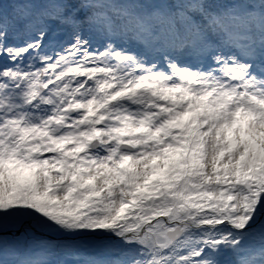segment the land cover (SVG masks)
<instances>
[{"label":"rangeland","instance_id":"obj_1","mask_svg":"<svg viewBox=\"0 0 264 264\" xmlns=\"http://www.w3.org/2000/svg\"><path fill=\"white\" fill-rule=\"evenodd\" d=\"M60 1L64 5L41 0L42 6L37 7L29 0L19 13L5 10L0 3V49L4 30L9 29L13 39L10 59L0 71V203L7 206L0 212V264L1 255L19 244H24L21 253L27 255L16 264H30L31 256L37 257L32 264H100L101 254L111 249H115L109 252L111 264H142L139 241L144 239L141 244L148 247L145 239L153 233L157 241L151 240V249L144 253L145 264H173L172 255L160 257L168 247L174 253L181 249L189 262L199 256L204 264H225L214 254L220 248L218 241L236 264H264V114L255 107L241 112L227 107L225 89L206 99L214 90L202 89L203 84L193 86L195 76L166 84L159 72L156 82L150 79L152 73L143 71L125 88V95H132L137 105H125L108 115L118 92L103 94L111 80V60L145 45L153 21L155 30L170 28L173 16H184L182 9L192 0H168L167 8L163 0ZM201 1L208 4L213 18L251 8L249 0ZM5 2L10 3L8 8L15 6V0ZM233 2L240 4L232 8ZM75 5L88 16L87 26L81 29L87 34L79 41L84 47L78 52L74 47L71 58L62 61V54L52 63L57 68L55 86L40 96L46 65H38L36 58L47 56L48 51L38 49L51 41L50 19L59 21L63 17L59 10ZM105 8L116 12L111 26L101 13ZM220 29L242 32L239 20L224 19ZM118 32L133 37L109 56L107 45ZM22 53H29L28 57L21 58ZM83 71L90 82L82 90L71 76ZM45 98L52 99L53 106L39 112ZM105 115L109 121L103 128L92 125ZM94 139L100 142L97 149L91 147ZM133 142L139 143L138 150L129 148ZM200 171L206 175L192 176L191 189L173 187L180 177L185 181ZM159 178H166L165 184ZM205 179L211 187L205 189L206 196L212 194L216 202L203 203V215L221 220L204 224L207 231L200 225L192 230L188 222L193 207L203 202ZM37 195L49 196V202L44 204ZM21 197L27 210L19 214L11 202L16 204ZM76 205L80 218L75 215ZM181 225L184 233L177 240L166 235L167 229ZM33 226L71 232L76 241L57 244L34 234ZM121 233H127L128 239ZM110 236L116 240H107ZM130 243L138 251L136 256L122 252L125 247L129 250ZM252 243L255 252H247Z\"/></svg>","mask_w":264,"mask_h":264},{"label":"bare ground","instance_id":"obj_2","mask_svg":"<svg viewBox=\"0 0 264 264\" xmlns=\"http://www.w3.org/2000/svg\"><path fill=\"white\" fill-rule=\"evenodd\" d=\"M209 11L207 10L206 12H205V14H207ZM255 13V10L252 8V9H250V15H252V14H254ZM234 34H238L237 33V31H235L234 32ZM239 36V35H238ZM258 36V35H257ZM233 45V44H232ZM235 45V44H234ZM130 63H132V62H130ZM137 65V64H136ZM136 65H133V67L134 66H136ZM228 67H231L230 65H228ZM189 71H191V69H189ZM152 74H153V76L150 78L151 80H155L156 82H157V74L158 73H156V72H151ZM126 76L128 77V78H126V79H120L119 81H120V86L121 87H119L120 89L122 88V87H125V85L126 84H124V81L126 82H128V80H132V79H134L135 77H136V75H133V74H131V73H129V72H127L126 71ZM192 75H197V73H194V72H192ZM129 76H130V78H129ZM186 76H188L187 74H186ZM118 78V77H117ZM213 82H216V83H218V84H220L221 82L219 81V80H217V79H214L213 80ZM204 86H206L208 89L209 88H212V87H210V84H208V86L205 84H203L202 86H201V88L203 89L204 88ZM222 89H225V88H222ZM220 87H219V92H221V91H223ZM246 90V89H245ZM112 91V90H111ZM247 91V90H246ZM174 92H175V90H174ZM216 93V92H215ZM104 95H107V94H110V93H108V92H106V93H103ZM227 94H229L228 96H229V99H226V101L227 100H234V107H233V110H236L237 112H241L242 110H244L245 111V109L248 111V108L249 107H255L256 109H257V111L260 113V114H264V91L263 90H261L260 88H257L256 87V89H254L253 91H252V93H251V97L250 98H247V97H245V98H243V97H241L240 95H239V91H237V90H234V89H232L229 93H227ZM253 94V95H252ZM237 98V99H236ZM246 99H252V100H254L252 103H251V105H249V103L247 102V104H245L244 103V101L246 100ZM231 109H232V107H231ZM246 111V112H247ZM228 112H229V108H228Z\"/></svg>","mask_w":264,"mask_h":264},{"label":"trees","instance_id":"obj_3","mask_svg":"<svg viewBox=\"0 0 264 264\" xmlns=\"http://www.w3.org/2000/svg\"><path fill=\"white\" fill-rule=\"evenodd\" d=\"M36 2H37V4L40 3L38 0H36ZM182 184H185V183L183 182V180H181L180 183H179V185H177V186H180V185H182ZM37 194H38V192H37ZM41 194H43V193L41 192ZM37 197L39 198L38 200H41L44 204H46V203L49 202V196L44 195V197H40V195H37ZM21 199H22V197L20 198V200H19L18 203H16V204L13 202V200H12V202H11V203L14 205L13 207L18 209V213H19V214H22V213H24V212L27 210L26 205L23 204V203L21 202ZM23 199H24V197H23ZM46 199H47V200H46ZM25 201H26V200H25ZM9 203H10V201H9ZM53 203H55V202H53ZM53 203H52V204H53ZM49 204H50V203H49ZM199 205H200V202H198V206H199ZM198 206H197V207H198ZM5 207H7V206L4 204V202H3V203H0V212H4L3 210L5 209ZM79 211H80V208H79L78 205H76L75 215H76L77 217H78V215L80 214ZM35 230L37 231L36 233H38V232L40 231L39 228H37V227H35ZM60 234H63V233H60Z\"/></svg>","mask_w":264,"mask_h":264},{"label":"water","instance_id":"obj_4","mask_svg":"<svg viewBox=\"0 0 264 264\" xmlns=\"http://www.w3.org/2000/svg\"><path fill=\"white\" fill-rule=\"evenodd\" d=\"M92 144H94V142H93ZM171 232H172V234H173V237H174V236H177V234H178V229H177V227H176L174 230H172Z\"/></svg>","mask_w":264,"mask_h":264}]
</instances>
